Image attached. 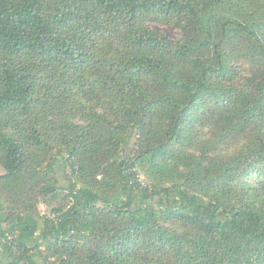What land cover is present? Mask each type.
Masks as SVG:
<instances>
[{
	"label": "trees",
	"instance_id": "trees-1",
	"mask_svg": "<svg viewBox=\"0 0 264 264\" xmlns=\"http://www.w3.org/2000/svg\"><path fill=\"white\" fill-rule=\"evenodd\" d=\"M0 264H264V0H0Z\"/></svg>",
	"mask_w": 264,
	"mask_h": 264
},
{
	"label": "rangeland",
	"instance_id": "rangeland-1",
	"mask_svg": "<svg viewBox=\"0 0 264 264\" xmlns=\"http://www.w3.org/2000/svg\"><path fill=\"white\" fill-rule=\"evenodd\" d=\"M154 27L162 32H164L165 34H167L169 37L171 38H177L179 35V31L176 30L175 28L171 27V26H164V25H154ZM140 175L142 180L145 183H150L151 179L146 175V173L144 172V170H140ZM54 206H57L56 203H54ZM39 209L42 213L44 214H48V213H54V211H52V207L51 206H47L45 204H40Z\"/></svg>",
	"mask_w": 264,
	"mask_h": 264
},
{
	"label": "built area",
	"instance_id": "built-area-1",
	"mask_svg": "<svg viewBox=\"0 0 264 264\" xmlns=\"http://www.w3.org/2000/svg\"><path fill=\"white\" fill-rule=\"evenodd\" d=\"M42 215H44V216H46L52 220H56V218H57V215L55 213H48V214L42 213Z\"/></svg>",
	"mask_w": 264,
	"mask_h": 264
}]
</instances>
